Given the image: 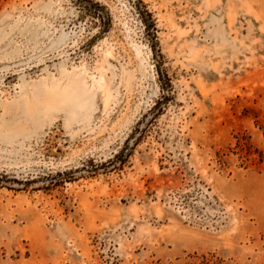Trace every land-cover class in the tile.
I'll return each mask as SVG.
<instances>
[{"label":"rangeland","instance_id":"374dc122","mask_svg":"<svg viewBox=\"0 0 264 264\" xmlns=\"http://www.w3.org/2000/svg\"><path fill=\"white\" fill-rule=\"evenodd\" d=\"M140 2L0 0V264H264V0Z\"/></svg>","mask_w":264,"mask_h":264},{"label":"water","instance_id":"95a60500","mask_svg":"<svg viewBox=\"0 0 264 264\" xmlns=\"http://www.w3.org/2000/svg\"><path fill=\"white\" fill-rule=\"evenodd\" d=\"M162 83H163V87H164L165 86L164 85L165 82L162 81ZM155 110H156V108H153L149 114L154 113ZM143 124H144V122L142 123V125ZM130 142L131 141H129L124 146V148L119 153V155L114 160H112L109 164H106L105 167H108V166L115 165V164L119 163L121 161V159L127 154L128 150H129V147H130ZM56 179H58V177H49V178H45V179H41V180L29 182V183H23V182H20V183L19 182H6V183L9 184V185H13V186H26V185H30V184L41 185V184H45V183H48V182H52V181H54Z\"/></svg>","mask_w":264,"mask_h":264},{"label":"trees","instance_id":"16d2710c","mask_svg":"<svg viewBox=\"0 0 264 264\" xmlns=\"http://www.w3.org/2000/svg\"><path fill=\"white\" fill-rule=\"evenodd\" d=\"M136 1L141 4V10H140V12L141 13H146L144 7H142V2H140V0H136ZM147 15H149V14L147 13ZM150 26H152V24Z\"/></svg>","mask_w":264,"mask_h":264}]
</instances>
